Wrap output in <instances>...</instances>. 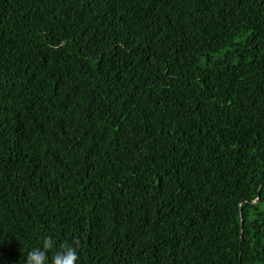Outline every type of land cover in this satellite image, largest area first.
<instances>
[{
	"label": "trees",
	"instance_id": "16d2710c",
	"mask_svg": "<svg viewBox=\"0 0 264 264\" xmlns=\"http://www.w3.org/2000/svg\"><path fill=\"white\" fill-rule=\"evenodd\" d=\"M45 237L264 264V0H0V264Z\"/></svg>",
	"mask_w": 264,
	"mask_h": 264
},
{
	"label": "clouds",
	"instance_id": "9594fccd",
	"mask_svg": "<svg viewBox=\"0 0 264 264\" xmlns=\"http://www.w3.org/2000/svg\"><path fill=\"white\" fill-rule=\"evenodd\" d=\"M57 247V242L51 237L43 239L42 248L32 249L28 252L25 259V264H47L46 250H51ZM79 254L71 245H63L56 250L52 257V264H78Z\"/></svg>",
	"mask_w": 264,
	"mask_h": 264
},
{
	"label": "water",
	"instance_id": "95a60500",
	"mask_svg": "<svg viewBox=\"0 0 264 264\" xmlns=\"http://www.w3.org/2000/svg\"><path fill=\"white\" fill-rule=\"evenodd\" d=\"M255 203V202H254Z\"/></svg>",
	"mask_w": 264,
	"mask_h": 264
}]
</instances>
